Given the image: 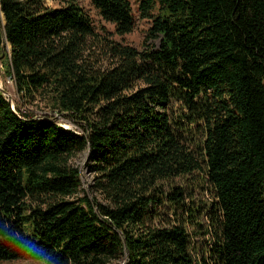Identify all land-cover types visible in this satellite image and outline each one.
I'll use <instances>...</instances> for the list:
<instances>
[{"label": "trees", "instance_id": "1", "mask_svg": "<svg viewBox=\"0 0 264 264\" xmlns=\"http://www.w3.org/2000/svg\"><path fill=\"white\" fill-rule=\"evenodd\" d=\"M55 1L0 0V261L264 264V0Z\"/></svg>", "mask_w": 264, "mask_h": 264}, {"label": "rangeland", "instance_id": "2", "mask_svg": "<svg viewBox=\"0 0 264 264\" xmlns=\"http://www.w3.org/2000/svg\"><path fill=\"white\" fill-rule=\"evenodd\" d=\"M77 1L81 6H83L88 14L90 15L94 25L98 29L99 27L103 26L106 27L108 32L113 34L111 37L115 40L125 42L127 44H130L140 50L144 49V43L147 40V31L150 27V22L146 19H141L138 17L137 14V25L135 30L124 37H121L114 32V26L111 23L105 22L101 16L99 15L97 9L93 6L91 0H75ZM45 4L49 7H57L59 4L55 0H45ZM0 19L4 20L3 13L0 11ZM101 32L102 34L107 35V32H102L101 29L98 30V32ZM148 43L152 46L159 47L160 46V39H150ZM0 83L2 86V89L5 91V95L8 97V99L12 103H16L18 98V94L16 92V88L14 85V82L6 76L3 63H0ZM29 108L32 110L33 115H45L48 114V110L42 103H35L30 104ZM57 118V121L64 127L68 129L73 130H79L80 126L79 124L73 122L69 117L62 116L61 118ZM90 151L81 153L76 158V163L80 166L82 175H83V187L87 189V191L92 195L91 193V185L93 180V175L88 172L87 168V162L89 159ZM203 198V195H199V199ZM168 209V206H166ZM209 238V237H207ZM206 242V241H205ZM205 242L203 245H205ZM206 250V248H205ZM198 254L202 255L201 248L198 250ZM0 264H47L46 261L43 260H12V261H0Z\"/></svg>", "mask_w": 264, "mask_h": 264}, {"label": "built area", "instance_id": "3", "mask_svg": "<svg viewBox=\"0 0 264 264\" xmlns=\"http://www.w3.org/2000/svg\"><path fill=\"white\" fill-rule=\"evenodd\" d=\"M0 87L2 88L1 83H0ZM55 116L58 117V118H61V116L58 113L55 114Z\"/></svg>", "mask_w": 264, "mask_h": 264}, {"label": "water", "instance_id": "4", "mask_svg": "<svg viewBox=\"0 0 264 264\" xmlns=\"http://www.w3.org/2000/svg\"><path fill=\"white\" fill-rule=\"evenodd\" d=\"M5 55V52L3 53V56Z\"/></svg>", "mask_w": 264, "mask_h": 264}]
</instances>
